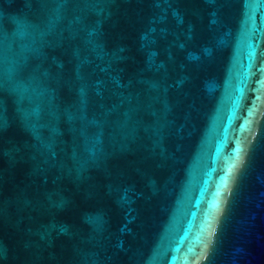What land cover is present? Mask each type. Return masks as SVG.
<instances>
[{
	"label": "water",
	"instance_id": "obj_1",
	"mask_svg": "<svg viewBox=\"0 0 264 264\" xmlns=\"http://www.w3.org/2000/svg\"><path fill=\"white\" fill-rule=\"evenodd\" d=\"M0 264H264V0H0Z\"/></svg>",
	"mask_w": 264,
	"mask_h": 264
}]
</instances>
